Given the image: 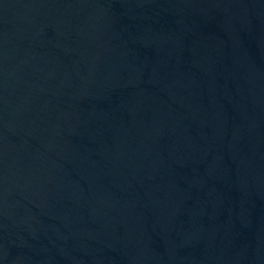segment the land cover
Instances as JSON below:
<instances>
[{
  "label": "water",
  "instance_id": "water-1",
  "mask_svg": "<svg viewBox=\"0 0 264 264\" xmlns=\"http://www.w3.org/2000/svg\"><path fill=\"white\" fill-rule=\"evenodd\" d=\"M0 264H264V0H0Z\"/></svg>",
  "mask_w": 264,
  "mask_h": 264
}]
</instances>
